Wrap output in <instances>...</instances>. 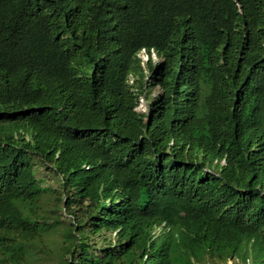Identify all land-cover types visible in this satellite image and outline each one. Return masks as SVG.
Returning <instances> with one entry per match:
<instances>
[{
	"label": "trees",
	"instance_id": "1",
	"mask_svg": "<svg viewBox=\"0 0 264 264\" xmlns=\"http://www.w3.org/2000/svg\"><path fill=\"white\" fill-rule=\"evenodd\" d=\"M51 257L264 264V0H0V264Z\"/></svg>",
	"mask_w": 264,
	"mask_h": 264
},
{
	"label": "rangeland",
	"instance_id": "2",
	"mask_svg": "<svg viewBox=\"0 0 264 264\" xmlns=\"http://www.w3.org/2000/svg\"><path fill=\"white\" fill-rule=\"evenodd\" d=\"M157 91H158L157 88H155V89L152 90V92H151L152 98L157 95ZM146 108H147V102H146V100L144 101V99H143L142 100V105L139 108V111L140 110L141 111L146 110ZM52 184H53V182L50 181V184L49 185H52ZM49 237L50 238H54L56 236L49 234ZM233 261L234 260H228L225 264H237L238 263V260H236L234 262ZM39 264H59V262H58V258L51 257V258L43 259V261L41 263H39Z\"/></svg>",
	"mask_w": 264,
	"mask_h": 264
}]
</instances>
